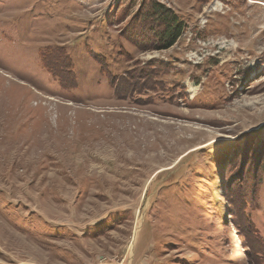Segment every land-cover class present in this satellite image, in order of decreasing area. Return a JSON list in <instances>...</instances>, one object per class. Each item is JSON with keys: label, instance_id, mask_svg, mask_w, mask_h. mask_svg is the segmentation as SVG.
<instances>
[{"label": "rangeland", "instance_id": "1", "mask_svg": "<svg viewBox=\"0 0 264 264\" xmlns=\"http://www.w3.org/2000/svg\"><path fill=\"white\" fill-rule=\"evenodd\" d=\"M143 1L0 0V264H264V0Z\"/></svg>", "mask_w": 264, "mask_h": 264}, {"label": "trees", "instance_id": "2", "mask_svg": "<svg viewBox=\"0 0 264 264\" xmlns=\"http://www.w3.org/2000/svg\"><path fill=\"white\" fill-rule=\"evenodd\" d=\"M149 21L150 25L144 24ZM186 29L173 11L154 0H144L121 37L139 50L163 51L171 48ZM150 39L146 42V36ZM149 45L146 47V45Z\"/></svg>", "mask_w": 264, "mask_h": 264}]
</instances>
